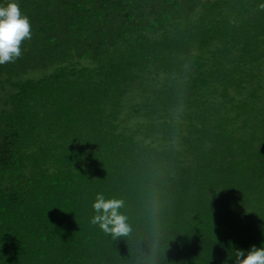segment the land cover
<instances>
[{"label":"trees","instance_id":"trees-1","mask_svg":"<svg viewBox=\"0 0 264 264\" xmlns=\"http://www.w3.org/2000/svg\"><path fill=\"white\" fill-rule=\"evenodd\" d=\"M0 264H235L264 247V0H0ZM131 231L98 225L97 193Z\"/></svg>","mask_w":264,"mask_h":264},{"label":"clouds","instance_id":"clouds-1","mask_svg":"<svg viewBox=\"0 0 264 264\" xmlns=\"http://www.w3.org/2000/svg\"><path fill=\"white\" fill-rule=\"evenodd\" d=\"M264 8V5L261 6ZM32 37L29 18L22 15L16 2L0 6V65L15 62L21 57V44ZM121 199H106L104 193L95 195L90 224L98 225L105 233L113 237L126 236L131 231L126 217L119 213L123 207ZM235 264H264V247L253 245L247 254L243 250L235 251Z\"/></svg>","mask_w":264,"mask_h":264}]
</instances>
